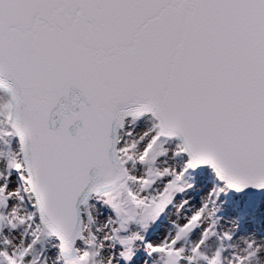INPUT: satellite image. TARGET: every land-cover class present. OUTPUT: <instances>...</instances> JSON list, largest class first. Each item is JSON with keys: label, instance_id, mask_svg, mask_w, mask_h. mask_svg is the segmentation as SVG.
<instances>
[{"label": "snow or ice", "instance_id": "1", "mask_svg": "<svg viewBox=\"0 0 264 264\" xmlns=\"http://www.w3.org/2000/svg\"><path fill=\"white\" fill-rule=\"evenodd\" d=\"M0 264H264V0H0Z\"/></svg>", "mask_w": 264, "mask_h": 264}]
</instances>
